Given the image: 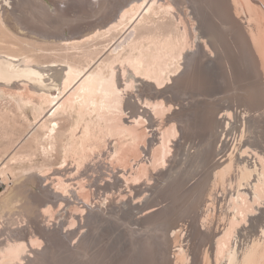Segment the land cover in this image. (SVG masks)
Here are the masks:
<instances>
[{
    "label": "rangeland",
    "instance_id": "1",
    "mask_svg": "<svg viewBox=\"0 0 264 264\" xmlns=\"http://www.w3.org/2000/svg\"><path fill=\"white\" fill-rule=\"evenodd\" d=\"M43 1L53 13L60 4L63 8L70 6L66 0ZM103 1L95 0L97 9ZM260 1L223 0L226 10L222 8L221 17L227 18L226 25L200 0H183L182 4L177 0H147L144 5L139 0L132 8L125 5L120 11L119 2L112 3L110 12L102 7V17H93L95 12L84 8L78 13L67 10L68 16L82 20L51 27L54 37L48 40L26 32L14 9L3 6L0 52L27 56L44 65L69 63L89 74L102 71L106 78L115 73L117 80H124L126 72L133 70L129 54L136 57L143 52L145 64L163 71L159 83L148 79L147 86L140 82L139 89L132 84L119 100V124H133L135 115L148 114L152 118L159 114L151 122L141 118L139 147L122 164L105 154L107 131L105 123L97 120L98 113L81 109L78 104L77 89L85 78L61 88L52 87L49 92H39L30 82L0 85V245L8 246L0 250L3 264L9 255L14 257L6 253L9 247H20V255L26 258L20 264H225L235 236L242 232L250 240L240 239L241 258L232 264H264V152L256 149L257 142H264V6ZM196 5L200 6L198 18L194 17ZM82 26L84 30L72 36V29ZM197 35L202 44L196 41ZM136 41L140 42L133 52L131 46ZM195 49L200 50L199 55L202 53L199 66L186 67L184 58ZM145 66L141 70L144 73ZM223 74L228 79L217 80ZM233 94H241L243 102L237 96L235 111L225 110L236 101ZM148 102H159L157 108L164 107V113L155 116ZM57 103L64 109L51 117L49 112ZM157 119L168 141L165 147L157 143ZM185 122H192V127L183 126ZM237 123L242 126L243 136L234 135ZM53 128L55 134L50 133ZM85 135L88 137L82 142ZM131 141L124 139L126 150ZM231 143L236 145L233 149L242 147L244 160L238 149H234L237 156H231ZM188 144L195 146L190 148ZM211 147L215 152L208 150ZM184 151L185 155L191 154L194 163L188 154L183 156L187 161L182 158ZM194 151L198 154L193 155ZM232 157L237 160L234 162ZM180 160L184 162L179 166ZM237 161H245L249 171L257 166L258 172L240 180ZM136 163L140 164L137 168ZM225 164L228 169L222 171ZM184 168L189 171L182 176ZM212 171H217L213 172L216 175ZM229 172L233 174L230 177ZM56 195L64 200H54ZM231 219L229 230L227 222ZM245 245L252 248L248 250ZM195 246H200L199 254ZM188 250L192 251L191 257L184 253Z\"/></svg>",
    "mask_w": 264,
    "mask_h": 264
},
{
    "label": "bare ground",
    "instance_id": "2",
    "mask_svg": "<svg viewBox=\"0 0 264 264\" xmlns=\"http://www.w3.org/2000/svg\"><path fill=\"white\" fill-rule=\"evenodd\" d=\"M136 1H139V0H128V2L126 3V1L124 0V2L123 3H121L120 1H116V0H104L103 1V3L100 5V7L97 9L96 8V6H97V3L95 2V0H81V1H78V0H66L65 2L66 3H68V4H70V6L68 7V8H63V7H61L60 5L59 6H57V8H58V10L56 9V12L55 13H53L52 11L53 10H51V6L49 5V4H46L43 0H22L21 2H18V0H15V1H12V2H14V3H12V2H10V0H0V13H1V9L3 8V6H10V7H12L14 10H13V13L15 14V16L17 17V20H18V22L20 23V25H21V27L27 32H29L30 33V35H35V36H39V38L41 39V38H43V39H52L53 37H54V34H53V32L54 31H51V29L52 28H59V27H61L62 25H64V24H70V23H74V22H79L80 20H82L81 18H79V19H76V18H72V17H70V16H68L67 15V10H72L73 12H79V10H83V8L85 9V10H88V11H91V12H95L94 14H93V17H96V16H99V17H102L103 16V14L102 13H100V12H102V7L103 6H105V11H111L112 10V3H114L115 5L118 3V5H117V8H118V10L120 11V10H122V9H124L125 8V5H127V8H132L133 7V5L135 4V2ZM141 1H144L143 3H142V5H144V3H146V1L147 0H141ZM178 2H180L181 4L183 3V0H177ZM201 1V3L203 2L204 4H206V5H208V7L210 6L211 8H212V10H213V12L216 14V17L218 18V17H220L219 19H221V22L224 24V25H226V23H228L227 21V18H225L224 19V17L222 18L221 16V12H223V10H222V8L223 9H225L226 10V5H225V3L223 2V0H200ZM255 1V0H254ZM257 1V0H256ZM63 3V2H62ZM227 3H228V1H227ZM231 3V2H230ZM260 3H261V6H264V0H261L260 1ZM67 4V5H68ZM154 4V3H153ZM64 5V4H63ZM141 5V6H142ZM230 6V5H229ZM229 6L227 5V7L229 8ZM19 7V10L17 11V8ZM66 7V6H65ZM143 7V6H142ZM231 7V6H230ZM198 8H200V6L199 5H196L194 8H193V10H194V12H195V14H194V17L195 18H198V16H201L199 13H198ZM248 8V7H247ZM97 9V10H96ZM146 9V8H145ZM202 9V8H201ZM208 9V8H207ZM263 9V8H262ZM224 10V11H225ZM202 11V14H203V9L201 10ZM255 11V10H254ZM58 12H59V14H58ZM115 12V11H114ZM148 12H149V10H148ZM257 12V11H256ZM260 13V12H259ZM3 14V13H2ZM101 14V15H100ZM262 15V14H261ZM264 15V14H263ZM140 16V15H139ZM2 17V16H1ZM4 17V16H3ZM215 17V18H216ZM139 18V17H138ZM219 21V20H218ZM137 22V21H136ZM213 22V21H212ZM216 22V21H215ZM230 22V21H229ZM203 23V22H202ZM205 23H207V22H205ZM217 23V22H216ZM231 23V22H230ZM71 25V24H70ZM114 25V24H113ZM204 25V24H203ZM213 25V24H212ZM222 25V24H221ZM224 25H222V27L224 26ZM136 26V25H135ZM52 27V28H51ZM84 26H82L81 28L80 27H78L77 29H78V31L76 32V27L75 28H73L72 29V32L71 33H73L72 34V36L74 35V34H76V33H81L82 32V30H84V29H82ZM217 27V26H216ZM230 27V26H229ZM133 28V27H132ZM231 28H234V27H232L231 26ZM5 29V28H4ZM76 29V30H75ZM82 29V30H81ZM214 29V28H213ZM216 29V28H215ZM131 30V29H130ZM62 31H64V30H62ZM66 31V30H65ZM65 31H64V33H65ZM129 31V30H128ZM133 31H135L134 29H132V31L131 32H133ZM206 31V30H205ZM235 32H236V30H235ZM234 32V33H235ZM59 33V32H58ZM130 33V32H129ZM222 33V32H221ZM230 33V32H229ZM211 34V33H210ZM214 34V38H215V36L217 37V35H215V33H213ZM217 34V33H216ZM212 35V34H211ZM128 36H130V35H128ZM127 36V37H128ZM132 36V35H131ZM238 36V35H237ZM210 36H208V38H209ZM126 38V37H125ZM130 38H133V37H130ZM129 38V39H130ZM58 39V38H57ZM69 39V38H68ZM34 40H37V39H34ZM64 40H66V39H64ZM127 40V39H126ZM125 39H124V41H126ZM200 40H201V37L200 36H196V41L197 42H199V43H201L200 42ZM41 41V40H40ZM122 41V40H121ZM195 41V40H194ZM213 41V40H212ZM228 41V40H227ZM140 41H136L134 44H132V48H131V50L133 51L134 49H137V45H138V43H139ZM124 42L122 41V45H124L123 44ZM194 43H196V42H194ZM219 43V42H218ZM218 43H216V44H218ZM2 44V43H1ZM202 44V43H201ZM212 44V43H211ZM215 44V45H216ZM219 44H221V43H219ZM121 45V44H120ZM200 45V44H199ZM228 45V44H227ZM230 45V44H229ZM243 45V44H242ZM195 46H197V45H195ZM231 46V45H230ZM199 47L200 46H198L196 49H199ZM216 47H217V45H216ZM119 49H120V47H118ZM215 48V47H214ZM232 48V47H231ZM195 49V50H196ZM235 49V48H234ZM239 49V48H238ZM193 51V53H191V54H188L187 56H185V60H186V62L184 63V65L186 66V67H188V66H190L191 68H195L199 63H198V60H199V56L202 54H200L199 55V51ZM204 50V49H203ZM216 50H217V48H216ZM39 51V50H38ZM138 51V50H137ZM192 51V50H191ZM190 51V52H191ZM218 51V50H217ZM220 51H221V49H220ZM234 51V50H233ZM254 52H255V50H253ZM133 52H135V51H133ZM235 52V51H234ZM253 52V53H254ZM236 53V52H235ZM135 54V53H134ZM237 54V53H236ZM246 54V53H245ZM206 55V54H205ZM239 55H241V54H239ZM243 56H244V54H242ZM247 55V54H246ZM255 54H253V56H254ZM259 55H256V58L258 57ZM241 57V56H240ZM239 57V58H240ZM246 57V56H245ZM247 57H248V55H247ZM160 58V57H159ZM242 58V57H241ZM254 58V57H253ZM242 59H244V58H242ZM241 60V59H240ZM246 60V59H245ZM247 60H248V58H247ZM254 60V59H253ZM239 61V60H238ZM248 61H250V60H248ZM259 60H257V62H258ZM243 62H245V61H243ZM128 63H129V65L133 68V70H129V71H127L126 72V74H125V76H123V77H125L124 78V83L122 84H120V82L122 81L121 80V78H119L120 80H117V78H116V75H115V73H113L112 75H111V77L110 78H106L105 77V75H104V73H102V71H97V72H95V73H91V74H89V72H85L84 73V70H82V69H80L78 66H73L72 64H69V63H61L60 65H57V64H51V65H44V64H38V63H36V62H34L33 60H31L29 57H27V56H23V55H14V54H11V53H6V52H0V85H3V84H6V83H8L9 85L10 84H14V83H17V85H18V83L19 82H23V83H25V82H30V83H32L33 85H34V87H36V89L40 92V91H47V92H49L50 91V89L52 88V87H63V86H66V85H69V84H71L72 82H74V81H79V79L80 80H82V78L84 79L85 78V80H83L82 81V83L79 85V87H78V89H77V91L79 90V94H80V101H79V105H80V108L81 109H88V110H92V111H94V112H97L98 113V119L97 120H99V122L100 121H103L104 123H105V129H106V131H107V138L108 139H106L105 140V143H107L106 145H107V150H106V152H105V154H106V156L108 157V158H110V159H116V160H118V161H120L121 162V164L124 162V163H126L125 162V160L128 158V155L129 154H131L132 152H134L135 153V150H136V148L137 147H139L138 146V143H139V140L140 139H142L141 137H142V121H143V119H144V121H146V122H151V121H153L154 120V118H157L158 117V113L159 112H162V114L164 113V111H165V109H164V107L162 108V109H158L157 107L159 106V102H155V103H149L148 104V106L151 108L149 111H151L152 110V112H153V114L156 116L157 114V116L156 117H152V118H150V115H148V114H146V115H142V114H139V115H135L136 116V118H135V121H134V123L133 124H128V125H122V124H119L120 123V121L119 120H121L120 118V114H121V110L120 109H122V108H120V102H119V100L121 99V98H123V93H124V91H127L128 89H130L131 87H132V84H134V86H136L138 89L140 88V82H141V84H142V86L144 85H146L147 86V84L146 83H148L149 81H148V79H155V81H156V83H159L161 80H162V73H163V71H162V69H160L159 71H157V70H155V68H153L151 65H147V64H145V62H144V57H143V52H139V54H138V56H136V57H133V56H131V54H129V57H128ZM240 63V62H239ZM239 63H238V65H239ZM241 63H242V61H241ZM254 63V62H253ZM243 64V63H242ZM255 64V63H254ZM253 64V65H254ZM145 65H147V67L145 66ZM245 65V64H244ZM145 66V68H146V70H145V73L144 72H142L141 70H142V68ZM199 66V65H198ZM240 66V65H239ZM242 66V65H241ZM241 66H240V70H241ZM257 66V65H256ZM255 66V67H256ZM259 66H261V65H259ZM115 67V66H114ZM112 68L113 69V71H114V69L115 68ZM186 67H185V69H186ZM249 67H250V65H249ZM239 68V67H238ZM251 68L252 67H250V71L249 72H251L252 70H251ZM243 69V68H242ZM257 70V69H256ZM262 70V69H261ZM195 71V70H194ZM246 71H248L247 69H246ZM116 72V71H115ZM193 72V71H192ZM258 72V71H257ZM195 73H197L196 71H195ZM201 73V72H200ZM186 74V73H185ZM192 74H194V73H192ZM259 74V73H258ZM189 75H191V72H190V74ZM197 75V74H196ZM260 76H261V73L259 74ZM262 76H263V74H262ZM194 77V76H193ZM200 76H198V80H200L201 78H199ZM224 77H226L227 79H228V75H226V74H223L221 77H219V78H217V80H222ZM189 78H190V76H189ZM188 78V79H189ZM191 79H193L192 77H191ZM194 79H195V77H194ZM194 79H193V81H194ZM189 81H191V80H188V82ZM191 82V83H193V85H194V82ZM201 81V80H200ZM199 81V82H200ZM203 81V80H202ZM182 82V81H181ZM76 83V82H75ZM184 83H186V82H184ZM150 84V83H149ZM203 83L201 82V84H200V86L202 85ZM216 84V83H215ZM184 85V84H183ZM148 86H152V85H148ZM198 86V85H197ZM203 86V85H202ZM152 88V87H151ZM181 89H183V88H181ZM184 89H185V87H184ZM198 90V89H197ZM186 91V90H185ZM190 91H192V90H190ZM215 91V90H214ZM250 91H251V89H250ZM162 92V91H161ZM164 92V91H163ZM184 92V91H183ZM258 93H259V89H258V91H257ZM262 92V91H261ZM77 93V92H76ZM168 93V92H167ZM192 93V92H191ZM191 93H189V91H188V94L189 95H192ZM194 93V92H193ZM237 93V92H236ZM236 93H235V95H236ZM161 94V93H160ZM159 94V95H160ZM163 94V93H162ZM187 93H186V95H188ZM204 94V93H203ZM78 95V94H77ZM76 95V96H77ZM185 95V94H184ZM239 95H241V94H239ZM239 95H237L238 97H240ZM259 95H261V94H259ZM43 96V95H42ZM45 96V95H44ZM161 96V95H160ZM163 96V95H162ZM233 96H234V94H233ZM233 96H229L231 99H232V97ZM235 97V99H236V101L238 100V97ZM49 97V96H48ZM164 97V96H163ZM183 96H181V98H182ZM192 96H190V98H191ZM194 97V96H193ZM193 97H192V99H193ZM234 97H233V99H232V101L234 100ZM42 98H44V97H42ZM155 98V97H154ZM183 98H185L186 99V97H183ZM230 98H228V99H230ZM263 98V97H262ZM45 99H47L46 97H45ZM73 99V98H72ZM78 99V98H77ZM204 99V98H203ZM231 99H230V102H232L231 101ZM240 99H241V97H240ZM264 99V98H263ZM48 101H50V99H47ZM46 100V101H47ZM56 99L54 98V100L53 101H55ZM212 100V99H211ZM53 101H52V104H53ZM57 101V100H56ZM223 101V100H222ZM228 102H229V100H227ZM235 100H234V102H236ZM241 101H242V99H241ZM74 101H72L71 103H73ZM134 102V101H133ZM216 102V101H215ZM229 103L228 105H229V107H227L226 106V108L227 109H225V110H228V109H233V107L235 106V109H236V107L238 106V103H239V101H237V104H235V103ZM243 102V101H242ZM262 102V101H261ZM55 103V102H54ZM135 103V102H134ZM194 103V102H193ZM198 103V102H197ZM200 103H203V102H200ZM209 102H207L206 104H208ZM70 104V103H69ZM78 104H77V106H78ZM205 104V103H204ZM262 104V103H261ZM57 105H58V103L57 104H55L54 106H53V108L50 110V112H49V114H50V116L52 117V116H54L55 114H56V112L60 109H62V108H60V106L61 105H59L58 107H57ZM73 105V104H72ZM210 105V104H209ZM213 105V104H212ZM262 105H264V104H262ZM70 106V105H69ZM147 106V105H146ZM196 106V105H195ZM202 106L203 105H201V107L200 106H196V107H200V108H202ZM241 106V105H240ZM63 107V106H62ZM219 107V106H218ZM73 107H71V109H72ZM184 107L182 106V109H183ZM207 108V107H206ZM210 108H211V106H210ZM209 108V109H210ZM64 109V108H63ZM62 109V110H63ZM70 109V110H71ZM78 109V108H77ZM148 109V108H147ZM186 109V108H185ZM205 109V108H204ZM203 109V110H204ZM209 109H207V110H204V112H206V111H208ZM235 109H233V111H235ZM79 110V109H78ZM198 110V109H197ZM68 111V110H67ZM73 111V110H72ZM71 111V112H72ZM118 112V115L117 114H115V113H117ZM224 111V110H223ZM233 111H231V112H233ZM115 112V113H114ZM185 112V111H184ZM238 112V111H237ZM236 112V113H237ZM96 113V114H97ZM120 113V114H119ZM148 113V112H147ZM151 113V112H150ZM183 113V112H182ZM186 113V112H185ZM181 114V116H183V115H186V114ZM190 113V112H189ZM235 113V114H236ZM234 114V117L236 116ZM152 115V114H151ZM178 115H180V114H178ZM188 115V114H187ZM186 115V117H187V119H188V117H189V115L187 116ZM191 115V114H190ZM204 115H206V113L204 114ZM239 115V114H238ZM193 116H194V114H193ZM97 117V116H96ZM185 116H184V118H186ZM192 117V116H191ZM191 117L189 118V119H191ZM195 117V116H194ZM240 117V116H239ZM141 118H142V121H141ZM183 118V117H182ZM201 118V117H200ZM199 118V119H200ZM225 118H226V115H225ZM225 118H221L222 120L223 119H225ZM228 118V117H227ZM225 119L226 121L225 122H227L228 121V119ZM236 118V117H235ZM181 119V118H180ZM187 119H185V120H187ZM192 119H194L193 117H192ZM199 119H197L196 118V121L198 120L199 121ZM179 120V119H178ZM183 120V119H182ZM156 122V124H155V126L157 127L156 129H154L155 131L156 130H159V138L157 139L158 141H157V143L159 142L160 144H161V147L163 146V147H165L166 145H167V143H168V141H167V139H166V136L165 135H163L164 133H161V130H160V128H159V122H158V119L157 120H155ZM160 121V120H159ZM162 121V120H161ZM234 121L235 122H237L235 119H234ZM241 119H240V123H241ZM102 122V123H103ZM123 122V121H122ZM223 122V121H222ZM188 122H185L184 124H183V126L184 125H186ZM190 124H187V125H191L192 124V122H189ZM240 123H237L238 124V126H235V136H243V129H242V126H239L240 125ZM148 124V123H147ZM236 124V123H235ZM195 125V124H194ZM193 125V126H194ZM221 125V124H220ZM46 126V125H45ZM56 126V128H57V125H55ZM119 127L118 129H117V127L115 128V129H113V127ZM148 126V125H147ZM161 126V125H160ZM182 125H181V127H183ZM196 126V125H195ZM223 126V125H222ZM49 127V126H48ZM47 126H46V128H48ZM52 127V126H51ZM152 127V126H151ZM150 127V128H151ZM189 128H190V126H188ZM191 127H192V125H191ZM221 127V126H220ZM36 128V127H35ZM56 128H53V129H50V133L53 131V133H54V130L56 129ZM180 128V127H179ZM224 128V127H223ZM49 129V128H48ZM117 129V130H116ZM181 130H182V128H180ZM179 129V131H181ZM185 129V128H184ZM187 129V128H186ZM232 129H234V127L232 128ZM36 130V129H35ZM34 130V131H35ZM86 130H87V128H86ZM152 130V129H151ZM33 131V130H32ZM31 131V132H32ZM183 131H185V130H183ZM234 131L232 130L231 132H232V134L234 133ZM84 132V131H83ZM88 132V131H87ZM87 132H85V134L87 133ZM182 133V132H181ZM55 134V133H54ZM53 134V135H54ZM231 134V133H230ZM52 135V136H53ZM86 136V135H85ZM192 136V135H191ZM193 136H195V135H193ZM192 136V137H193ZM50 137H51V135H50ZM88 137V135L83 139L82 138V142H83V140H85L86 138ZM97 137V136H96ZM196 137V136H195ZM78 138V137H77ZM143 138H144V136H143ZM27 139V138H26ZM76 139V138H75ZM93 139V138H92ZM124 139H128V140H132L130 143H128V144H130L131 145V147H129V150H126L125 148V146L127 145V144H125V142H124ZM156 139V138H155ZM154 140V139H153ZM193 140V139H192ZM255 140V139H254ZM108 141H109V144H108ZM256 141H260V139L259 140H257L256 139ZM74 142V141H73ZM85 142V141H84ZM153 143V142H152ZM155 143V142H154ZM190 143H191V141H190ZM193 143V142H192ZM264 143V142H263ZM263 143H261V141H260V144H258V142H257V145H256V149H259V151L260 152H264V147H263ZM231 144H233V145H231V148H232V150L230 151V152H232L231 153V156H232V154H234L235 156H237L235 153H234V149H233V147H235L236 145L234 144V143H231ZM189 145V147H190V145L192 146V144H188ZM225 145V144H224ZM238 145V144H237ZM86 146V145H85ZM84 146V147H85ZM195 145H193L192 147H194ZM127 147V148H128ZM181 147V146H180ZM185 147V146H184ZM187 147V146H186ZM197 147H199L198 145H197ZM225 147H227V144H226V146ZM153 148V147H152ZM158 148V147H157ZM191 148V147H190ZM202 148V147H201ZM16 149V148H15ZM82 149V148H81ZM86 149V148H85ZM181 149H182V147H181ZM188 149V148H187ZM196 149V148H195ZM200 149V148H199ZM198 149V150H199ZM238 149V152H239V150H240V152H241V154H244L245 152H244V150L242 149V147L239 145V147L237 148ZM237 149H235V150H237ZM185 150V149H184ZM192 150V149H191ZM194 150V149H193ZM197 150V149H196ZM201 150V149H200ZM200 150L199 151H197V152H200ZM203 150V149H202ZM209 151L211 150H213L212 152H215V149H213V147H211V149H208ZM207 150V151H208ZM144 151L146 152V151H148V148L145 146V148H144ZM183 151V150H182ZM187 151H189V153H190V150H187ZM207 151H205V152H207ZM210 151V152H211ZM74 152V151H73ZM83 152V151H82ZM137 152V151H136ZM197 152H191L193 155H194V153L196 154ZM237 152V153H238ZM84 153H85V150H84ZM153 153V152H152ZM188 152H187V157H189L190 158V156L189 155H191V154H189ZM198 154V153H197ZM200 154V153H199ZM202 154H203V152H201V157H202ZM147 156H148V152H147V154H146ZM151 155H153V154H151ZM151 155H150V157H149V161H151ZM185 151H184V155H182V158H184L185 156ZM192 155V156H193ZM207 156H208V152H207V154H206ZM264 155V154H263ZM100 156H103V153L102 154H100ZM153 156H155V155H153ZM184 156V157H183ZM238 156H239V154H238ZM244 156H245V154L244 155H242V156H240L241 158H243V160L246 158H244ZM127 157V158H126ZM186 157V158H187ZM195 157V156H194ZM197 157H198V155H197ZM197 157H195V158H197ZM239 157V158H240ZM188 158V163H189V160L192 158H190L189 159ZM205 158V157H204ZM233 158V157H232ZM125 159V160H124ZM144 159H145V155H144ZM194 159V158H193ZM202 159V158H201ZM231 159V158H230ZM234 159H235V157L233 158V161H234ZM248 159V158H247ZM124 160V161H123ZM183 160V159H182ZM184 160H185V158H184ZM192 160V159H191ZM232 160V159H231ZM231 160H229V162L231 161ZM237 159H235V161H236ZM243 160L241 159V160H239L240 162H243ZM127 161V160H126ZM147 161V160H146ZM185 161H187V160H185ZM198 161V160H197ZM199 161H200V159H199ZM234 161V162H235ZM239 161H237L238 162V166H239V164H240V167L237 169V173H238V175H239V178H240V180H244V179H246V178H248V176L250 175V174H252V173H257L258 172V169H257V166H256V168L255 169H253V170H247L248 169V166L245 164L246 162L244 161V163L243 164H241ZM184 161H181L180 160V164H179V166L183 163ZM191 162H193V160L191 161ZM196 162V161H195ZM236 162V163H237ZM118 163V162H117ZM140 163V162H139ZM139 163H136L135 164V167L137 168L140 164ZM149 163V162H148ZM194 163V162H193ZM197 163V162H196ZM200 163V162H199ZM198 163V164H199ZM231 163H233V162H231ZM228 164H230V163H228ZM190 165H192V163L190 164ZM233 165H234V163H233ZM121 166V165H120ZM123 166V165H122ZM121 166V167H122ZM178 166V167H179ZM186 166H187V163H186ZM194 166V165H193ZM192 166V167H193ZM197 166V165H196ZM195 166V167H196ZM199 166V165H198ZM225 166L227 167V165L225 164ZM235 166V165H234ZM234 166L232 167V168H234ZM244 166H246V168L244 167ZM189 167H191V166H189ZM224 168V166H223V168H222V171L223 170H226V169H228V167L227 168ZM230 167V166H229ZM186 168V167H185ZM182 169V170H184L183 172V174H182V176L183 175H185V170L186 169ZM197 168H199V167H197ZM229 169H231V168H229ZM180 170V169H179ZM187 170H188V168H187ZM186 170V171H187ZM192 170H193V168H192ZM195 170V169H194ZM198 170V169H197ZM127 170L124 168V170H123V172H124V174H125V172H126ZM189 171V170H188ZM234 171V170H233ZM122 172V171H121ZM172 172V171H171ZM176 172V171H175ZM180 172H182V171H180ZM213 172H217V171H212L211 173L212 174H214V175H216L215 173H213ZM218 172H220V171H218ZM230 172H231V170H230ZM229 172V173H230ZM194 173H195V171H194ZM221 173V172H220ZM234 173V172H233ZM127 174V173H126ZM179 174V173H178ZM181 174V173H180ZM190 174H192L191 173V170H190ZM222 174V173H221ZM122 175V174H121ZM229 175V174H228ZM233 175V174H232ZM231 175V173H230V175H229V177L230 176H232ZM181 176V175H180ZM170 177V176H169ZM215 177V176H214ZM185 179V178H184ZM220 179V178H219ZM168 180V179H167ZM169 182V181H168ZM173 183L174 182H172V185H173ZM181 183V182H180ZM241 183V184H240ZM240 186L239 187H242V182L240 181ZM169 184V183H168ZM199 184V183H198ZM1 185V184H0ZM183 185V184H182ZM171 186V185H170ZM178 186H180V185H178ZM183 187V186H182ZM232 187V186H231ZM174 188H176V187H174ZM205 191V190H204ZM176 192V191H175ZM48 195H49V197H51V195H50V193H48ZM197 196V195H196ZM196 196H194V197H196ZM193 197V198H194ZM197 198V197H196ZM196 198H194V200L196 199ZM54 200H64L63 199V197H58L57 195L53 198ZM193 200V201H194ZM151 201V200H150ZM184 202V201H183ZM187 202V201H186ZM149 204V203H148ZM184 204V203H183ZM184 207H186V206H184ZM183 212V211H182ZM262 215V217L264 218V214H261ZM189 216H190V214H189ZM185 217V216H184ZM188 217V216H187ZM261 217V218H262ZM262 218V219H263ZM185 219V218H184ZM188 219V218H187ZM227 219V218H226ZM264 220V219H263ZM224 221H227V220H224ZM231 222H232V219L229 221V222H227V223H229V224H227V225H229V230L231 229ZM259 222V221H258ZM262 223V222H261ZM263 224V223H262ZM226 225V224H225ZM259 225V224H258ZM257 225V226H258ZM261 225V224H260ZM261 226H263V225H261ZM261 228V227H260ZM224 229H226V227L224 228ZM228 230V231H229ZM255 230V229H254ZM258 231V234H260L259 233V230H257ZM262 231V230H261ZM252 232H256V231H253L252 230ZM264 232V231H263ZM181 233L179 232V235H180ZM249 234V235H248ZM247 235L248 236H250L251 237V234L250 233H248ZM261 234H263V233H261ZM253 235V234H252ZM246 236V235H245ZM244 235H243V232L239 235V234H237L236 236H235V240H234V247H233V249H232V252L231 253H229V257H228V259H225L226 260V262H225V264H232V263H234L233 261L234 260H236L237 261V258H238V260H239V258H241L240 256H241V254H242V250H240L241 248H240V244H242L241 242H240V239H242L241 241L242 242H244L245 241V239H247L248 240V238L249 237H245ZM177 237V236H176ZM175 237V238H176ZM178 238L179 237H177L176 238V240L180 243V241L178 240ZM255 239V238H254ZM175 240V239H174ZM250 240V239H249ZM248 240V241H249ZM177 241H174L175 243L177 242ZM247 241V242H248ZM177 242V243H178ZM246 242V241H245ZM244 244V243H243ZM177 245V244H176ZM251 245H252V243H251ZM250 245V246H251ZM2 245H0V250H3V249H6L8 246L7 245H5V246H3V247H1ZM246 246V245H245ZM212 247V246H211ZM243 247V246H242ZM248 247V250H250L252 247H249V246H246V248ZM261 247V246H260ZM195 248H196V251L198 250V254H199V249H200V246L199 247H196L195 246ZM208 248V247H207ZM250 248V249H249ZM259 249H261V248H259ZM192 250L194 251V249L192 248ZM203 251V250H202ZM240 251H241V254H240ZM244 251V250H243ZM188 252V253H187ZM191 250H188V251H186V252H184V253H186V255H189L190 257H191ZM6 253H10V254H12V255H14V257L13 256H8L6 259H7V262H5V264H20L19 263V261L20 260H25L26 258H25V256L24 255H20V247H9L8 248V250H7V252ZM194 253V252H193ZM198 254H197V257H198ZM200 254H201V252H200ZM194 255V254H193ZM213 255V254H212ZM14 258L15 259H17L16 261H18V262H15V260H14ZM18 258H19V260H18ZM0 259H1V257H0ZM183 259V258H182ZM186 260V259H185ZM190 260V259H189ZM165 262V261H164ZM238 262V261H237ZM189 263V262H188ZM0 264H3L1 261H0Z\"/></svg>",
    "mask_w": 264,
    "mask_h": 264
}]
</instances>
